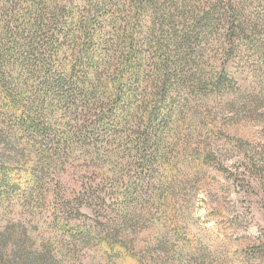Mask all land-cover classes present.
<instances>
[{"label":"trees","instance_id":"1","mask_svg":"<svg viewBox=\"0 0 264 264\" xmlns=\"http://www.w3.org/2000/svg\"><path fill=\"white\" fill-rule=\"evenodd\" d=\"M263 32L264 0H0V206L58 202L46 210L56 227L82 240V207L125 214L157 183L166 196L178 117L235 90L230 66L264 57ZM82 161L97 175L71 196L61 172ZM103 225L99 244L114 251Z\"/></svg>","mask_w":264,"mask_h":264},{"label":"rangeland","instance_id":"2","mask_svg":"<svg viewBox=\"0 0 264 264\" xmlns=\"http://www.w3.org/2000/svg\"><path fill=\"white\" fill-rule=\"evenodd\" d=\"M259 38L264 42V32ZM246 59L264 65L254 51ZM242 65L230 66L235 90L195 100L178 117L173 169L164 172L172 181L166 196L165 184L157 183L154 199H138L125 214L112 205L98 218L82 207L87 216L71 221L92 230L82 240L56 227L46 210L58 202L37 212L24 202L5 203L0 235L10 247L2 251L0 245V264H34L36 251L45 254L40 264H264V74ZM79 163L61 172L60 188L71 196L78 177L97 175L95 167ZM103 224L119 242L114 251L99 244ZM19 236L25 241L21 255L28 258L13 252Z\"/></svg>","mask_w":264,"mask_h":264}]
</instances>
